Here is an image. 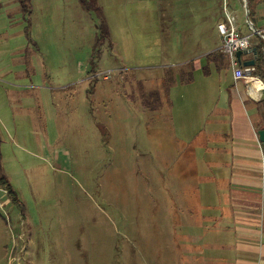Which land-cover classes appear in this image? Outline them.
<instances>
[{"label":"rangeland","instance_id":"obj_1","mask_svg":"<svg viewBox=\"0 0 264 264\" xmlns=\"http://www.w3.org/2000/svg\"><path fill=\"white\" fill-rule=\"evenodd\" d=\"M223 3L29 0L24 16L0 0V165L25 211L0 189V264H232L212 206L232 156L215 91L199 100L198 73L206 107L186 122L176 85L155 112L138 89L161 87ZM199 130L207 146L187 150Z\"/></svg>","mask_w":264,"mask_h":264},{"label":"crops","instance_id":"obj_2","mask_svg":"<svg viewBox=\"0 0 264 264\" xmlns=\"http://www.w3.org/2000/svg\"><path fill=\"white\" fill-rule=\"evenodd\" d=\"M245 2L247 6V0ZM245 2L229 0L227 7L236 18L238 30L246 25ZM248 2L251 24L264 36V0H248ZM223 18L222 14V18H219L215 25L217 26ZM239 32L248 34L240 30ZM257 42V38H253V43ZM219 47L220 37L217 29L212 26L206 27L203 38L191 44L177 69L166 68L175 71L176 79L172 87L176 85L175 88H180L178 95L181 108L186 113L189 112L186 122H198V115L206 107L191 100L195 98L191 93L196 89L197 74H201L204 78L200 81L199 100L205 101L208 95H212L215 91L216 102L210 114L225 116L229 132L221 135L220 138L230 142L232 156L229 162L230 173L226 182L224 204L217 205L216 202L212 204L216 209L214 220L222 223L221 229L227 228L233 231L234 243L230 248L234 249L232 264H264V151L257 136V131L264 129V89L262 88L264 74L260 76L261 82L235 81L229 61L219 51ZM255 56L252 51H245L241 54V60L250 61ZM214 74L218 75V83L212 82ZM190 102L193 106H190ZM207 138V133L199 130L190 142L185 143L187 150L206 147ZM190 175H193L192 171ZM214 180L218 185V179ZM227 217L234 219L232 225L222 220Z\"/></svg>","mask_w":264,"mask_h":264},{"label":"trees","instance_id":"obj_3","mask_svg":"<svg viewBox=\"0 0 264 264\" xmlns=\"http://www.w3.org/2000/svg\"><path fill=\"white\" fill-rule=\"evenodd\" d=\"M79 1L86 10L94 9L95 11H98V8L95 7V0H90L89 3L86 0H79ZM19 3H20L21 11L24 14V16L29 14L30 13L29 0H19ZM247 7L249 9V15H250V4L248 0H247ZM220 9L222 12V5ZM100 29H101V36H99V39L97 38V41H96L97 44L100 39L108 37L107 28L103 21L101 23ZM257 41L258 43L255 46L256 59H255L254 68H255V74L260 77V76H263L264 74V54L260 46L261 41L259 40V38H257ZM94 73H95L94 68H91V71L89 74H94ZM92 78H93V81H96V77H92ZM175 79H176V74H175L174 69L166 68L161 78V81H160L161 87L158 89H150L146 91L143 88L142 83L139 81L138 89H139V96H140L141 104L145 108H147V110H149L150 112H155L163 107L164 100L167 103H169V99H168L169 91L172 85L174 84ZM0 144H1V140H0ZM1 158L2 157H1V151H0V164H1ZM0 188L6 192V195L10 198L11 202L18 207V209L20 210V213L23 215L25 212L24 206L18 199L17 194L12 188L11 184L9 183L7 177L2 172L1 165H0Z\"/></svg>","mask_w":264,"mask_h":264},{"label":"built area","instance_id":"obj_4","mask_svg":"<svg viewBox=\"0 0 264 264\" xmlns=\"http://www.w3.org/2000/svg\"><path fill=\"white\" fill-rule=\"evenodd\" d=\"M223 20L217 23L216 29L220 37L219 51L225 55L229 61V65L232 69L233 78L237 80H255L261 82L260 77L255 74V68L253 66H242L236 59V53L238 51H252L257 43H253V38H259L261 41V48L264 52V36L261 32L255 31L252 26L246 22L248 28V34H241L236 26L235 16L228 10L227 5L223 3ZM253 48V49H252ZM104 78H108L104 76ZM264 89V85H262ZM254 92L253 89H251ZM258 90H256L257 92ZM1 189V188H0Z\"/></svg>","mask_w":264,"mask_h":264},{"label":"water","instance_id":"obj_5","mask_svg":"<svg viewBox=\"0 0 264 264\" xmlns=\"http://www.w3.org/2000/svg\"><path fill=\"white\" fill-rule=\"evenodd\" d=\"M243 1L245 2V0H243ZM244 7H245V13H246V22H248L252 26V28L255 31H257V29L251 24V21L249 19V12H248V9H247V6H246V2H245ZM252 52L254 53V55H256V50L255 49H253ZM241 54H242V52H240V51H238L236 53V59H237V61H238V63L240 65H242V66H253L255 64L256 56L254 57L253 60H250V61H242L241 60ZM257 136H258V141L261 144V147H262V149L264 151V129L258 130L257 131Z\"/></svg>","mask_w":264,"mask_h":264}]
</instances>
